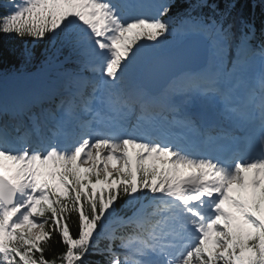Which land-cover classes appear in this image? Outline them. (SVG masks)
<instances>
[{
	"label": "snow or ice",
	"instance_id": "6c2138e0",
	"mask_svg": "<svg viewBox=\"0 0 264 264\" xmlns=\"http://www.w3.org/2000/svg\"><path fill=\"white\" fill-rule=\"evenodd\" d=\"M175 2L0 0V34L31 40L26 57L47 41L46 57L66 50L75 65L54 126L0 124V264H264V43L252 51L237 0H185L178 16ZM170 37L198 61L182 74L189 90L255 135L233 147L191 117L192 136L156 119L170 103L154 86L177 58ZM257 56L259 91L237 102Z\"/></svg>",
	"mask_w": 264,
	"mask_h": 264
},
{
	"label": "trees",
	"instance_id": "16d2710c",
	"mask_svg": "<svg viewBox=\"0 0 264 264\" xmlns=\"http://www.w3.org/2000/svg\"><path fill=\"white\" fill-rule=\"evenodd\" d=\"M185 7H187L185 0H176L170 15L178 16ZM237 10L240 13L239 18H243L255 25L257 40L253 39V41L260 44L264 43V0H237V9L234 12V16H236ZM32 43L31 40H23L15 35L0 34V81L7 79L11 75L35 69L49 61L64 59L67 55L66 50L61 54H57L55 49H50L48 57H46L43 53L45 48L49 47V44L44 41L36 44L33 49L35 55L28 58L25 55V47L27 45L31 48ZM73 67H75L74 64L66 62L63 70L57 73H62L66 69ZM118 203L122 204L123 202L120 201ZM76 219V215L73 214L72 231L74 233L77 231ZM62 250V245L54 243L47 255L51 258L54 252ZM88 259L89 261H95L102 259V257L91 256Z\"/></svg>",
	"mask_w": 264,
	"mask_h": 264
},
{
	"label": "water",
	"instance_id": "95a60500",
	"mask_svg": "<svg viewBox=\"0 0 264 264\" xmlns=\"http://www.w3.org/2000/svg\"><path fill=\"white\" fill-rule=\"evenodd\" d=\"M189 46V42H184L183 45L176 47L171 50V53L177 58L171 63L164 64L159 71L158 80L161 84H166L172 77L177 75L180 71H183L188 68H195L198 61L194 57H183L181 58L179 54Z\"/></svg>",
	"mask_w": 264,
	"mask_h": 264
},
{
	"label": "rangeland",
	"instance_id": "374dc122",
	"mask_svg": "<svg viewBox=\"0 0 264 264\" xmlns=\"http://www.w3.org/2000/svg\"><path fill=\"white\" fill-rule=\"evenodd\" d=\"M177 41V39L173 38L171 41H169V44L172 46ZM179 41V40H178Z\"/></svg>",
	"mask_w": 264,
	"mask_h": 264
},
{
	"label": "bare ground",
	"instance_id": "6f19581e",
	"mask_svg": "<svg viewBox=\"0 0 264 264\" xmlns=\"http://www.w3.org/2000/svg\"><path fill=\"white\" fill-rule=\"evenodd\" d=\"M188 85V84H187ZM186 86L182 87V88H185ZM180 89V88H179Z\"/></svg>",
	"mask_w": 264,
	"mask_h": 264
}]
</instances>
